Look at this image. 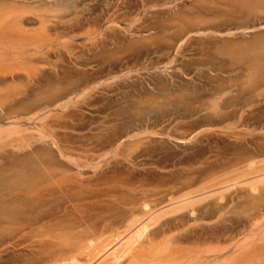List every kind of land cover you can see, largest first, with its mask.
<instances>
[{
  "label": "rangeland",
  "instance_id": "obj_1",
  "mask_svg": "<svg viewBox=\"0 0 264 264\" xmlns=\"http://www.w3.org/2000/svg\"><path fill=\"white\" fill-rule=\"evenodd\" d=\"M9 1H8L9 4H11V7L13 8H15V5L13 4L15 3L19 4L18 2L23 3L24 7L28 5L26 8L30 6L33 7L35 6L38 9L40 8L39 6L41 7L44 6L45 12L41 14L40 12L41 9L38 12V10L35 11L34 8L31 7L32 10H30L31 8L30 9L25 8L26 10L25 11L23 7H22L23 10L20 9L21 8L20 4L19 6L17 5V7H20L18 8L20 9V12H25V14L26 12L29 13L26 15L27 16L29 15L28 17L30 18V20H32L31 21L32 23L29 22L27 26H29L30 28L31 25H33L32 27L33 29H28V30L40 31L39 28H41L42 33H44L43 32L44 30L45 32L48 30V24H52L51 25L52 29L56 28L55 30H57L58 28L57 25L59 24L61 25V26L59 25V29L61 27L63 28L60 29L61 33L59 31V35L62 34L60 35L62 36V38L61 37L59 39L56 38L55 41H53L54 39L52 38L51 35H53L54 33L58 34V32L52 30L51 26H49L50 30L45 33L49 38L48 42L52 41L51 42L52 44L54 42V45L51 44L52 46L49 43L51 47V49L49 48L50 51L53 49L51 52H56L53 53L54 55L51 52H50L51 55L49 53V55L51 56V57L49 56L51 58V59L49 58V60H51L50 64H48L49 62L41 63L35 58V60L38 62L37 63L36 61H34V58H29V57L25 59L29 61L28 62L29 64L31 63V59H32L33 60L32 63L34 65H32V63L30 64L31 66L28 63L26 64L24 62L21 63V61H23L22 58H21L22 60H19L18 58L17 59L11 58L12 60L13 59L14 60L10 61L11 60L10 59L9 62L8 61L9 55L7 54L8 55L7 58L1 56L5 58L4 60L7 61H4L0 57V59L3 60L2 63L0 61V64L10 65L12 64L11 62H13L12 66H15L16 61L19 60L20 67L18 66L19 65L18 63L16 64L18 67L15 66V68L9 65L7 68L5 66H2L3 68H1L0 65L1 68L0 73L6 71L8 72L10 68H12V71L16 70L15 73H17V68L22 67L23 71L26 69L25 75L27 76L28 74H30V71L28 69V66H30V70L31 68H33L34 70L36 69L39 70L40 68V73H39L40 75L43 74V72H41V69L45 67L44 68L46 71L45 73L47 74L42 76V79L52 80V83H54L53 85L55 84L58 85L57 82H59L60 80L59 82L60 84L58 85V87H60L62 90H65L66 93L69 92L70 90L69 92L70 94L67 93L69 95L68 99L69 97L71 98V102L68 104V106H65V109L64 107L60 108L59 106H57V103H61L62 101L56 102L54 106L52 105L50 107L52 112L49 113L50 116L47 117L45 121L50 122L51 124H55L56 127L58 125L59 127H61L60 125L63 124L62 125L63 127L61 128L57 127L59 128L56 130L57 134L59 135L61 142L64 143L65 141L67 145L69 144L68 146L70 147L72 146V148L74 149L73 150L74 155L72 157L77 159L79 164L83 166V164L85 163L87 164L88 162H90L91 164L95 163L93 165L94 167L97 165L98 168L97 167L94 168L90 164L91 166L89 168L85 166L86 165L85 164L83 168L79 169L80 172L82 171V173L79 172L81 176H77V179L80 180L81 177L83 176L82 177L83 181L82 180L81 181L86 187L91 186L93 189H98L97 187L101 186L100 187L101 191H99V189L96 191L97 192L99 191L98 193H102V194H104V192H106L108 188H110L109 190L111 191L113 189L112 192L109 190L107 192L109 193L111 192L110 195L115 194L116 192L117 193L115 194L116 196L113 195L114 197L112 196L111 199L114 198L119 200L122 198L124 199L126 197L125 194H124L125 197L123 196V193L131 192L128 190V188L129 187L132 188L131 185H135L134 182H136V186H137L139 185V183H141L143 178L145 179L147 178L149 179V181L147 179L146 180L149 183L150 182L153 183L149 185L147 184V181L144 183L147 184L149 188L152 189V187L157 185L156 183L158 181L162 180L161 178L162 176L158 175L160 176L158 177L156 173H164V175H166L165 173H167V175L164 177L169 178V180L171 177V179L174 178L173 180L176 181V179L178 180V178L179 180L180 179L182 180L184 177L186 178L185 174H188L190 171L193 174L189 173L187 177L189 175L195 176L194 174L198 175L200 173V170L204 171L211 168L213 169L214 167H217L215 169H217L218 171L220 170L221 166H225V168L228 169L229 167L228 164L233 160L230 163L231 166L229 167L231 171L232 165L237 164L239 158L243 159V163H242L244 164L243 168H246L249 162L252 161L254 162V160L255 162H259L262 159L264 160V82H263L264 79L263 78L259 77L258 78L259 81L254 82V85L260 84L259 85L260 89L258 91L254 92V90L245 88V91L243 92V103H241L240 105L237 104L238 106L230 105L229 106L230 108H228L227 110H226L227 107L224 108L225 109L224 110L223 109L224 106L222 108L219 106L220 107V108L218 107V109H220L219 112L217 108L213 109L214 108L213 104H211L213 107L208 105L210 102L212 103V101H214L213 96L210 95L211 93H213V91L210 92L211 88L214 89L215 86H220L218 84H224L221 86L230 88L231 91L228 90L230 91L228 95L236 94L235 92V89L237 88L236 84H242L243 82V86L247 85L248 77H249L247 67L250 64V59L252 58V56L256 55L255 53L264 52L263 51L264 50V12H252V14L251 13L246 14L243 11V19L240 20L234 19L231 21V15L229 14V10L231 9H226L225 7L218 5L217 3L219 0L218 1L211 0L213 3L211 1L208 2V0H204L206 1V3L203 0L202 1L204 3L200 2L201 0H145L146 2H143L144 0L143 1L126 0L127 2L129 1L128 4L127 3L122 4V0H18V1L9 0ZM1 2L2 4L0 6L8 5L5 3L6 0L4 1L1 0ZM155 3H158L159 8L156 7L157 8L156 9L155 7H153ZM23 4L21 5L23 6ZM133 4H134L133 9L129 10L130 6ZM208 4L210 5L212 4L213 6L216 4L215 8L219 6V8L218 7L217 8L220 9L221 12L217 9L215 11L212 5H211L212 7L211 9L210 7L208 8L207 6ZM52 6L53 7L55 6L54 7L55 9L60 8V10L58 9L59 10L58 12L60 14L57 12V9L55 14L56 16L58 14L61 15V17H59V20L58 18L56 20V16H55V20L51 19L54 17L53 14L51 18H45L44 19L45 22L43 23H47L46 26L47 30H46V27L43 28L45 24L43 25L40 24L42 23V21L40 22L39 17L38 18L36 17L35 12L36 13L38 12V15L50 16L49 15L50 12H55L53 11ZM220 7H222V9ZM206 8L208 9L209 12L212 13H208ZM49 9H52V11L51 10L46 11ZM61 9H64L62 10L63 12L61 11ZM158 9L161 10V13L159 12L156 15L153 14L154 16L151 15L152 11ZM29 10L33 12L32 16ZM127 11L129 12L127 13ZM204 12H206L207 15L208 14L210 15L206 16V13L204 14ZM114 13L117 16L116 17L117 19H115L116 23L112 22L113 19L112 14ZM196 13H198L199 16H201L202 14L203 15L201 16L203 17L202 19H204L205 18L204 16H206L205 18V20L207 21L206 23L208 22L209 23L208 24L205 23L203 25L204 26L211 25L212 28L208 30H205L204 28H199L190 31L187 33V35H185V37H183L180 40H177L176 39L177 33L180 34L181 31L180 30L181 28L178 27L180 24L178 23H180V21L182 22L186 18L190 21L192 17L197 16V15L195 16ZM63 15H64V20L63 19L60 20V18H63ZM148 15L149 18L147 19L149 20H147L145 23H143L142 20L140 21L142 17L143 18L144 16L148 17ZM50 19L52 21H50ZM36 20H38V22H36ZM53 20L59 24H57ZM34 21L36 22V26ZM53 22L56 23L57 25L55 24L54 26ZM72 22H73L72 25L76 23L75 24L76 26L74 25L75 28L72 27L71 29L70 24ZM93 22H98V26H95ZM111 22L113 23V25ZM134 22L136 24H134ZM63 23H65V25L69 23L70 26L67 24L68 27L70 28V29L67 28L68 32L72 33L73 30V35H75V37L72 34H71L72 35L71 38H69L71 35H68L69 37L65 35L67 29L66 27L63 26L64 25ZM37 24L39 25L37 26ZM81 24H83L82 25L84 27L83 29ZM77 25H79L81 28L80 27L77 28L78 27ZM106 26H109V29ZM103 27L106 29H104ZM76 28L77 30L78 29L81 30L77 31ZM95 28H98L100 31L99 30L97 31L100 33L99 36L96 35L94 36V34H91V37L92 36L94 37V38L92 37L93 38L92 39L90 36H88L89 35L88 33H90L91 31H94L96 33ZM64 30H66L65 33ZM74 30H76L77 32L75 33ZM52 31L54 33L52 34L49 33ZM103 31H105L106 34ZM103 33L105 34V36ZM55 34L54 36L56 37ZM63 34L66 37L65 39H63ZM96 34L98 35V33ZM57 37L59 36L57 35ZM60 40L65 41L66 45L69 47H67L65 43L61 42ZM61 43L62 44L64 43L63 45H65L66 47L63 46ZM226 45H231V46L225 48ZM239 48H243V66L241 64H232L231 62L234 61L235 53L236 54L240 53ZM219 49H224L225 51L231 50L230 54L232 55V58L231 59L224 58V59H228V61L230 60L229 63H227L228 61H225V64L221 63V61L217 57V53L219 52ZM61 52L63 53L65 52V53L63 54ZM25 65H27V67H25ZM49 65L51 68L49 67ZM59 65L60 66L63 65V66L59 67ZM53 66L56 68L54 69ZM222 66L223 69L226 70V72H222L219 70L222 68ZM48 68H49V72L47 70ZM61 68L63 71L61 70ZM34 70H32L33 72L31 71V74L36 76L38 73L36 74ZM23 71L20 72L21 74H23V76H25ZM62 73H64L65 75H62ZM56 74L58 75L60 74L61 76L60 75L57 76ZM39 75H37V77ZM55 75L56 77H58L57 79ZM216 75H220L219 78H214V76ZM30 76L27 77V80L26 77H24L23 79L21 78L23 81L17 82L15 80V82H17V85L13 81V84L15 85H13V87H11L10 85L9 86L10 88L8 87V83L10 82L8 83L5 82V84L4 83L1 84L0 88L5 86V89H3L2 92H1L2 88L0 89V96L6 95V97L10 98V99L7 98L5 99L3 96L2 97L3 100H0L1 106L7 103L6 100L8 101L10 100L9 101L10 103L8 102L10 105L8 104L7 106L6 104L5 106L3 105L4 109L9 108L11 106L20 107L21 105L24 104L26 106L28 105L29 102H30L29 105L33 103L32 101L33 94L35 93V91L37 93V91L41 89V87L38 81L36 82V77H30ZM64 79L65 80L67 79V81H65ZM222 79L225 80L226 84L220 82V80ZM54 80L56 82H54ZM6 84L7 87L9 88V90L7 88L8 90L7 92L5 91ZM33 84L34 85L38 84L39 86L37 85L34 87ZM30 85H32L33 87L30 88ZM245 87H249V86H245ZM33 88L35 89V91H33L34 90ZM83 88L84 89L88 88V90H85V92L88 91L87 93L83 92L85 96L82 94L81 91V89ZM14 89L15 92L18 91L16 93L23 91V95H21L22 98L18 94L17 95L19 97L17 98L15 97L16 95L14 96V94H16L15 92L14 94L13 92H10V91H14ZM25 90H28V94H26L27 91ZM78 92L80 93L78 94ZM8 93H11V95L13 96L9 95ZM24 93L26 95H24ZM13 97L16 98L17 101ZM64 99L66 100V98ZM75 99H77L78 101L76 100L75 102ZM22 100L25 101V103ZM15 101L16 103H14ZM21 102H23V104ZM211 107L213 109L212 111H211ZM35 110L38 109H34V111ZM214 111L215 113H213ZM217 114H219L220 116L219 115H218L219 117L216 116ZM240 115H242L243 117H241ZM3 116L4 113L2 112L1 114L0 112V117ZM25 116L29 117L30 115L28 116L27 114ZM25 116L22 115L21 117L27 118ZM4 117L1 118L0 120H4L5 119ZM226 117H228V119L225 120ZM240 117L243 118V120ZM4 121L7 123H4ZM4 121H3L4 126H7L6 124L10 125L11 121L9 122L7 120ZM235 121L237 123H235ZM23 122L25 121L23 120L21 124H23ZM228 123H232V124L230 125ZM40 124L41 123L37 121H35L34 123L25 122L22 126L23 128L27 126L26 128L29 127L33 129V130L30 129V131L33 132V135H36L37 133L35 132L39 128ZM0 125H2V122L0 123ZM229 125L232 127L227 128V126ZM146 130L150 133H148ZM144 131H146V133H144ZM25 132L22 133H24V135H27L29 133L27 131L28 133L25 134ZM235 133H236V137L240 135L241 139L238 140L240 142L241 141L243 142V146H240L238 143H235L236 140L234 139V136L230 135ZM136 134H139V139H141L142 141L141 140L138 141V136L137 137L135 136L136 139H134L135 138L134 135ZM130 136H133L132 140L129 139ZM136 141L138 142V144ZM32 142L34 143V145ZM131 143H135V144H131ZM140 143L143 145H141ZM145 143L147 144L145 145ZM24 144H27L28 146L32 145L34 147L40 148L38 149L39 151H37L36 149L34 150V152L35 151L42 152L43 149H47L48 151L47 150L44 151H47L48 153L50 152L49 157L51 158L52 164L54 165L56 164L55 167H57V165L59 166V164L60 165L62 164L61 166H66V165L68 166L71 164V161L69 159L63 158V156H61L58 147L54 145L52 141L50 142L49 139L48 140L45 139L43 142V141H39L35 137L28 139V142L23 143V145ZM23 145H18L19 147H21L20 149L17 150L19 151L18 155L15 154L16 151H14V149L16 150V148H18L17 146L14 147L13 151L11 147L7 146L6 153H8L9 151L8 149H11V152L9 151L8 156L10 157L11 154L12 156L11 158H9L10 160L4 158L6 161L2 160L4 161L3 163L1 162V157L2 156L7 157V154L4 152L6 151V147L4 151L2 150V148L0 149V152L1 150L4 152V153L1 152L3 153V155L0 153V166L1 165L3 166L2 168L0 167V171H2L3 169L4 171H6L9 168L8 169L9 172L7 170V173L2 171L4 174L6 173L9 176L10 174H12L11 171H13V170L10 171L11 167L12 169L13 167L14 168L16 167L12 165V162H14V165L16 163L19 164L18 162H16L18 156H19L18 161L19 160L21 161V158L25 160V157L29 155L30 156L28 158H31L33 156V155L31 156V154H28L31 153L32 150H30V147H28L27 145L26 146L24 145L27 149H25L24 147V149L22 150ZM115 150L118 152H116ZM34 152L32 154H34ZM26 153L27 156L25 155ZM38 154L39 153H37L34 156H37ZM13 158L14 161H12ZM104 158L106 159L104 160ZM230 159L232 160L229 161ZM82 160L85 161L82 162ZM101 161L103 162L101 163ZM4 164L8 166L10 164L11 166L9 167L7 166L6 169V165L4 167ZM242 164H240V166ZM226 165L228 167H226ZM71 166L69 167L76 170V167L73 166V164H71ZM234 168L235 165L233 166V169ZM148 169H151L152 172H154V174H151V170H150V174L144 175L146 173H149L146 171ZM197 169L199 172L197 171ZM227 169L225 171H227ZM75 170L72 171L76 172ZM217 170H214V172L215 171L217 172ZM186 171H188V173ZM6 174L4 175L5 177ZM171 174L173 175L171 176ZM181 176L182 178H180ZM164 177L163 180L169 181ZM2 178L4 177L2 176ZM2 178L0 177L1 180H3ZM157 178L159 180H156ZM152 179H154L155 181H152ZM88 180L91 182H89ZM93 180L94 182L96 181L95 184L98 185H99L98 183L99 180H101L102 182L105 180L104 183L105 182L107 183L104 184L100 181V184L102 185L104 184L105 186L107 184L106 186L107 189H105L106 188L105 186L103 188L102 185L99 186L95 185L94 188V186H92L93 184L91 185V183H94ZM138 180L139 182L137 183ZM108 182H110L109 185H111V187L108 185ZM121 183L126 184L123 185L122 187L125 190H123L121 187L120 188L118 187L119 189L115 188L117 184L118 186L122 185ZM87 188H83L82 190H85L83 192H80L81 188L79 189V191H77L78 189H76L78 194L79 192L80 194L82 193V195H86V196H89L91 194L89 198L88 197H86L87 199L84 198L86 200L82 199L83 202H81V204H83L82 209L84 207L83 209L84 211L85 210L87 211V208L90 205H94L96 209V207H98L97 206L98 204L99 205L106 204L108 200H111L110 197L108 198L104 196L106 197L104 198L102 194H101L102 196L99 194L102 198L99 201L98 197L100 196L97 195V192L94 191L92 188L91 191L89 190L90 188L88 189ZM114 188L117 189L118 191L116 190L114 192ZM120 190L123 191V193ZM126 190L128 191L126 192ZM245 190H246L245 187L240 186L237 189H232V191H230L227 194L236 196L238 192L242 191L244 196V193H246ZM84 192H88V194L89 192H92L93 194L90 193L89 195H87V193L85 194ZM94 193H96L95 195L98 196L97 198H91L94 195ZM51 194L52 192L48 194L50 196H46V199L49 197L46 201H45V197L42 199V202L44 204L47 203L45 205H42L43 204L42 202H40L41 203L40 205V203H38L39 202L38 199H36L38 201L37 202L38 205L41 207L48 206V202H49L48 200L52 198ZM56 194H61V193H58V191L57 192L53 191L52 195L55 196V197L53 196V198H55L57 202L58 200L62 201L61 198L57 199L60 196ZM82 195H80L81 198L83 197ZM53 198L50 199L51 204H52V200L54 201ZM94 199L96 200L98 199L97 201L95 200L98 203L96 206L94 204L95 203ZM88 200L90 202L94 201L93 204H90ZM64 201L65 202L67 201L66 198L62 202L63 206L65 205L68 206L67 203L69 202L67 201V203L64 205ZM59 203L60 204H57L56 210L54 207V205L56 206L55 201L53 204L54 208H52L51 204H49L50 206L49 208L48 207L46 208L44 207V208L47 211L48 209L50 211V209L52 208L57 212L59 209L58 207L60 206L62 207V203L61 202ZM114 203L116 204V202ZM246 206H247L246 204L245 205L243 204V208L242 206L238 208L234 206L235 208H231V210L233 209L232 210L233 212L231 211L228 214H226L225 217L226 220L230 219L229 216H231L232 218L235 217L234 219H237L236 217H241L239 215H242L246 219L249 214L254 213L253 210L248 212L247 210L250 207H248L249 205L247 207ZM94 207L91 206L89 207L90 209L88 210H92L91 208L94 209ZM109 207H107V204H106V208L103 207V209H101L102 207L100 208L99 206L98 207L99 211L96 209V212L91 211L90 213L91 215L96 214L95 216H97V213L103 212L101 214L104 215V211L111 212V210L114 209L112 206ZM231 207H233L232 204ZM63 208H61V210L59 209V211H62ZM54 210H52V212H55ZM88 212L86 213L90 214ZM105 214L107 215L108 213L105 212ZM208 218L210 219V221L208 220ZM208 218L207 220L209 221V223L206 222L204 223L206 224L214 223V225L217 226V223L219 225L221 222L220 219L217 218V216L208 217ZM222 222L220 226H222ZM225 222L227 221H224L223 224ZM246 227L249 228V225L247 226V223L242 230L245 231L244 229H246ZM245 234L246 233L243 232V235H240L239 237L243 236V239H246L247 241ZM251 241L252 240L248 241V243L252 244L251 247H253L256 243H258L255 242L253 244V241L252 242ZM221 244H222L221 246H225L228 245L229 243L222 242ZM251 247H249L247 250H249ZM23 249H24V252L22 253L23 255L20 253L21 252L20 250H19L20 252L18 251L19 258L22 257L23 260L25 259L27 260L29 252H30L29 254L30 256L33 254L35 257L34 253L37 252L36 248H34L36 249V251L34 250L35 252H33V250L31 251V249H27L26 251L25 248ZM244 250L245 253H247V250L246 249ZM31 252L33 253L31 254ZM245 253L243 251V262L236 264H249V263L264 264V258H262L264 257L263 253H262L263 254L262 257H260L258 253L256 255H258L259 257H257L256 255L246 256ZM17 254L13 253L15 257L14 256L11 257L9 256V257L10 258L13 257L12 259L17 258L16 257ZM9 257H6L7 259H2L4 261L0 260L1 261L0 264H12V262L10 261L11 259ZM255 257L258 259H256ZM28 260L30 261L31 259ZM258 260L260 262H256ZM230 263H228V261L226 262V264H230ZM233 264L235 263L233 262Z\"/></svg>",
  "mask_w": 264,
  "mask_h": 264
},
{
  "label": "bare ground",
  "instance_id": "obj_2",
  "mask_svg": "<svg viewBox=\"0 0 264 264\" xmlns=\"http://www.w3.org/2000/svg\"><path fill=\"white\" fill-rule=\"evenodd\" d=\"M2 1H4V0H2ZM8 1L6 0L5 3L10 5V6H8V5L0 6L1 7L0 8V57L3 56V57L7 58L9 55L8 61L11 58H14V59L18 58L19 60L23 59V61H21V63L24 62L25 64L29 62L26 60L27 57H29V58H34V61L38 60L41 63L42 62L43 63L49 62L48 64H50V61H51V60H49V58L51 57L50 55H51V53L53 54L56 52H51L53 49L50 51V49H51L50 45L52 44L51 43L52 41L48 42L49 38H48L47 34H45V33L50 30L49 26H51L52 24H48V30H47V27H46L47 23H43V22H45V20H44L45 18H51L53 16V14H54V17L51 19L55 20L56 9L58 12L60 10V8L55 9L54 8L55 6L54 7L52 6L53 11H55V12H50V14H49L50 16L38 15V12L40 11V9H41V11H40L41 14H43L45 12L44 6H42V7L39 6L40 8L37 9L35 6L33 7V6L29 5L30 7L26 8L28 5L27 6L25 5L26 7H24L23 3L18 2L21 6V8H20V7H17V5L19 6V4L15 3L18 1L17 0L15 2H13V3H15V4H13V5H15V8H13V7H11V4H9L10 1L9 2ZM125 1L122 0V4H126V3L128 4L129 1L128 2L127 1L125 2ZM203 1L201 0L200 2L206 3V1H204V2ZM210 1L211 0H208V2H210ZM143 2H146V1L144 0ZM214 3H215V1H214ZM1 4H2V2L0 0V5ZM21 4H23V6ZM217 4L222 6V7H225L226 9H231V10H229V14L231 15V21L234 19L235 20L243 19V11L246 14H250V13L252 14V12H264V0H219ZM143 5H145V4H143ZM211 5L208 4L207 5L208 8L210 7V9H211L213 7L215 9V11H216V9L220 11V9H218L219 6H217L218 8L217 7L215 8L216 4L214 6L212 5V7H211ZM46 6H49V5H46ZM133 6H134V4L130 6L129 10L133 9ZM158 6H159L158 3H155L153 7L159 8ZM22 7L24 10H25V8L30 9L31 7H33L35 11L38 10L37 13L35 12V15L37 18L39 17L40 22L42 21V23H40V24H42V25L45 24L43 28L46 27L47 31L45 32V30H44L43 31L44 33H42L41 28H39L41 32L38 30H28V29H33L32 28L33 25L30 24L31 25L30 28H29V26H27L29 24V22H31L32 20H30V18L28 17L29 15L28 16L26 15V14H29L28 12H26V14H25V12H20V9L23 10ZM202 7H204V6H202ZM222 7H220V8L222 9ZM18 8H20V9H18ZM42 8H43V10H42ZM46 9H48V8H46ZM52 9H49L46 11H50V10L52 11ZM30 10H32V8ZM62 10H64V9H61V11ZM207 11H208V9H207ZM215 11H214V13H215ZM219 11H218V13H219ZM128 12L129 11H127V13ZM159 12L161 13L160 9L154 10L151 12V15H153V14L156 15ZM162 12H164V11H162ZM206 12H204V14ZM208 13H212V12L208 11ZM59 14L56 16V20H57V18L59 20V17H61V15H59ZM32 15H33V12H31V16ZM112 15H113L112 22L116 23L115 19H117L116 18L117 16L115 15V13ZM117 15H118V13H117ZM209 15L210 14L207 15V13H206V16H209ZM195 16L196 17H192L190 19V21L187 18L186 19L183 18L184 20L182 22L181 21H180V23L177 22L178 24H180L178 27L181 28L180 34L177 33V36H176L177 40H180L183 37H185V35H187V33L190 31H193V30H196L199 28H204L205 30L212 28L211 25H207V26L203 25L207 22L205 20L206 16H204L205 17L204 19H202L203 17H201V16H203L202 14H201V16H199L198 13H196ZM147 18H149V15H148V17L147 16H144V18L142 17L140 19V21L142 20V22L145 23L147 20H149ZM51 19H50V21H52ZM61 19L64 20V15H63V18H60V20ZM107 19H110V18H107ZM36 22H38V20H36ZM36 22H35V26H36ZM54 22H56V21H54ZM54 22H53V25L55 26V24L57 22L56 23H54ZM93 23L95 24V26H98V22H93ZM208 23H206V24H208ZM57 24H59V23H57ZM63 24L62 25L64 27H66V29L69 28L68 27L69 23H67L68 25L67 24L65 25V23H63ZM72 24H73V22L70 24L71 29H72V27H74V25L76 23H74V25H72ZM107 24H108V22H107ZM134 24H136V23L134 22ZM38 25L39 24H37V26ZM59 25H57L58 26L57 30L59 29ZM82 25L83 24H81V26ZM112 25H113V23H112ZM77 26H78L77 28L80 27L79 25H77ZM106 27L109 29V26H106ZM77 28H76V30H77ZM83 28L84 27L82 26V29ZM98 28H95L96 29L95 31H96V33H98V35L94 31H91L90 33H88L89 34L88 36L91 37V34H94V36L95 35L99 36L100 32L97 31V30H99ZM51 29H52V26H51ZM55 29L56 28H53L52 30H55ZM60 29L58 31L55 30L56 32H58V34H55L53 31L49 32L51 34L54 33L56 35V37L54 36V34L51 35L52 38L54 39L53 41H55L56 38H58V39L60 37L62 38V36H60L62 34L59 35ZM104 29H106V28H104ZM76 30H74L75 33L78 30L80 31L81 29H78L77 31ZM69 31H71V30H69ZM65 32H66V30H64V33ZM67 32H68V29H67ZM67 32L65 35H67V36L71 35V34L73 35V30H72V33H69V32L67 33ZM103 32L105 33V31H103ZM60 33H61V31H60ZM105 34H104V36H105ZM199 34H200V32H199ZM57 35L59 37H57ZM72 35L70 37L69 36L68 37L71 38ZM73 36L75 37V35H73ZM65 38L66 37L63 34V39H65ZM60 41L65 43V41H63V40H60ZM71 41H69V42H71ZM184 41H185V39H184ZM49 43H50V45H49ZM52 45H54V42ZM65 45H66V43H65ZM65 45H63V46H65ZM230 46L231 45H226L225 48L230 47ZM65 47H63V48H65ZM67 47H69V46H67ZM239 49H240V53L239 54L235 53V55L233 54L234 55V61H231V62H232V64H241L243 66V48H239ZM230 52H231V50L225 51L224 49H219V52L218 53L216 52L217 57L219 58V60L221 61L222 64H225V61H228V59H224V58H230V59L232 58V55L230 54ZM49 53H50V55H49ZM61 53H63V52H61ZM255 54L256 55L252 56V58L250 59V64L247 67V71L249 74L247 85L243 86V82H242V84H236L237 85L236 86L237 88L235 89L236 94L228 95V93L231 91L230 88L225 87V86H221L224 84H218L221 87L215 86L214 89L211 88L210 92L213 91V93H211L210 95L213 96L214 101H212V103L210 102L208 105L212 106L211 104H213L214 105L213 109L217 108V110H219V112H220V109H218L219 106L221 108L224 106L223 109L227 107L226 108V110H227L228 108H230L229 107L230 105L231 106L232 105L238 106L237 104L240 105L241 103H243V92L245 91V88H249L251 90H254V92L258 91L260 89V86H259L260 84L254 85V82L259 81V79H258L259 77L264 79V52H257ZM3 57H1V59L4 60L5 58H3ZM35 58H36V60H35ZM1 59H0V61L2 63L3 60H1ZM13 60L11 59L10 61H13ZM19 60H17L18 62L16 61V64L18 63L19 64L18 66L20 67ZM4 61H7V60H4ZM229 61L227 63H229ZM32 62H33V60L31 59V63ZM11 63L12 64H10V65L9 64H7V65H4V64L1 65L0 64V65H1V68H3L2 66H5L7 68L8 65L9 66L13 65V62H11ZM16 64H15V66L18 67ZM32 65H34V64L32 63ZM35 65H37V64H35ZM15 66H12V67L15 68ZM23 66H24V64H23ZM30 66H28L30 74L27 73L28 74L27 76L25 75L26 69L23 71L22 67L17 68V73H15L16 70L12 71V68H10V70L8 72L5 70L6 72L0 73V86L2 83L5 84V82H7V83L10 82V83H8V87L10 85H11V87H13V85H15V84L17 85L18 81H23L22 79L24 77H26V80H27V77L32 75L31 71L34 70L33 68H31V70H30ZM62 66L59 65V67H62ZM25 67H27V65H25ZM49 67H50V65H49ZM44 68L45 67H43V69H41V72H43V74H40V75H39L40 68H39V70L38 69L34 70L36 74L38 73L37 74V75H39L38 77L35 73L34 74L36 76H34V75L30 76V77H36V82L38 81V83L41 87V89H39L37 91V93H36L35 89L33 88L34 89L33 91H35V93L33 94V97H32V101H33V103L31 102L32 104L29 105V103H30L29 102L28 105H26V106H25V104L21 105L23 107L11 106V107L5 108V109L3 107L5 106V104H6V106H7V104L10 105L9 104L10 100L9 101L6 100L7 103L3 104L4 106L3 105L1 106V104H0V108H3V109H0V112H1V114H2V112L4 113V116H5V117L3 116L5 118L4 120H7L8 122L11 121L10 125L6 124L7 126H4V124H3L4 120H0L2 122V125H0V149L2 148V150L4 151L5 147H6V151H4L6 153L7 152V146L11 147L12 151H13L14 147L17 146L18 148H16V150L14 149V151H16L15 154L18 155L19 151H17V150L21 148L18 145H23V143L28 142V139L36 137L39 141H43V142L45 139L46 140L49 139L50 142L52 141V143L58 147L61 156H63V158H67L71 161V164H73V166L76 167V170L71 168L72 167L71 164L68 166L67 165L61 166L62 164L61 165L59 164V166L57 165V167H55L56 164L55 165L52 164L51 158L49 157L50 152L48 153L47 149H43V151L40 150L42 152H37V151H39L38 149H40V148L34 147L32 145L28 146L27 144H24V145L25 146L27 145L28 147H30V150H32L31 153H28V154H31V156L33 155L31 158H28L30 155L27 156V153H26L25 155L27 157H25V160L23 158H21V161L19 160L20 161L19 162L18 161L19 156H18V159L16 157L17 160L16 159L15 160L19 164L16 163L14 165V162H12V165L16 166L17 168L15 167L16 168L15 169L13 167V169H12V167H11L10 171L11 170H13V171H11L12 174H10L11 172L8 173V174H10L9 176L6 174L7 170L9 169V168L7 169L8 165L4 164V167L6 165L7 170L5 169L6 171H4V169H3L2 171L6 172L5 173L6 177L4 176L5 174L2 171H0V177L1 178H2V176L4 177V178H2L3 180L0 179L1 180L0 181L1 182L0 183V260L7 259L6 257H9V256L15 257V255H13V253L17 254L19 250L21 251V252L20 251L19 252L22 254L24 252L23 248H25V251L27 249H31V251L33 250V252H35L37 249V252L34 253L35 257L32 254L33 252H31V254L33 256L32 255L30 256L29 255L30 252H29L27 260L28 259H31V260L30 261L28 260V262H27L26 259L25 260L22 259L21 255H20L21 258H19V253H18L17 254L18 256L16 255L17 258L12 259L13 257L12 258L9 257L11 259L10 261L12 262V264H226L227 261H228V263H230L232 261L230 264H233V262L236 264V263L243 262V251L245 253L244 249L247 250L252 245L251 243H248V241H250V240L253 241V244L255 242H258V243H256L253 247H251L249 250H247V253H245L246 256H248V255L254 256L258 253V255L260 257H262V255L264 254V160L263 159L259 162H255V160H254V162L253 161L249 162V164L246 166V168H243V165H244V164H242L243 159L239 158V160L237 161V164H234L235 165L234 169H233L234 165H232L231 171H230L229 167L231 166L230 163L233 160L230 159L229 161H231V160L232 161L228 164L229 167L226 165V167H228V169L225 168V166H221L219 171L217 169H215L217 167H214L213 169L211 168L208 170H204V169H206V168H204L203 169L204 171L200 170V173L198 175L194 174L195 176L192 175L193 177L190 175L187 177V175L189 173L193 174L189 170L190 171L189 173H188V171H186L188 173V174H185L186 178L184 177L182 180L180 179L181 181L179 180L178 176H177V178L179 181L177 179H176V181H174L173 180L174 178L171 179V177H170V180H169V178L164 177L167 175V173H165L166 175H164V173H156L157 176L158 175L162 176L161 177L162 180L158 181L156 183L157 185L152 187V189L149 188L148 185L153 184V183L152 182L149 183L148 182L149 179L146 178L148 180L147 181L145 178H143V180L141 181V183H139V185L136 186V182H134L135 185H131L132 188H130V187L128 188V190L131 192H127L128 190H126L127 193H123V191L120 190L123 193V196L125 197V195H126V197L124 199L122 198L119 200L114 199V198L111 199L113 195L117 194L115 192L117 189H115V188H118V187L122 188L123 185H126V184L121 183L122 185H119V186L117 184L116 187L114 188L115 194L110 195V193L113 191V189H112V191L109 190L110 188L107 189V187H106L107 184H106V186L104 185L107 182L104 183L105 180L103 182L101 180H99L98 181L99 185H102V184H100V181H101L102 183H104L102 185V187L104 188V186H105L106 187L105 189H107L106 192H104V194L98 193L99 191H101L100 190L101 186L100 187L96 186L99 189L98 192L96 191L98 189H93L91 186L90 187L94 191L97 192L98 196H100L102 194L103 197L104 196H106L108 198L110 197L111 200H108V202H106V201L105 202L107 204V207L112 206L114 209H112V207H111V209H112L111 212L104 211V215L101 214L103 212L97 213V216H95L96 214L91 215L90 212L91 211L96 212V209L98 210L99 206H100V208L102 207L101 209H103V207L106 208V204L99 205L96 202L98 199H99V201L102 199L101 198L102 195L100 197H98L97 195H95L96 193H94V195L91 198H97L98 197L97 200L94 199V201L96 200L94 204H95V206L98 204L97 205L98 207H96V209H95L94 205H90L89 207L92 206V207H94V209L91 208L92 210H88V209H90L88 207L87 211L86 210L84 211L83 210L84 207L82 209L83 204H81V202H83V200H86L87 199L86 197L89 198L91 196L90 193H92V192H89L90 195L88 194V192H84L85 194L87 193V195H89V196L82 195V193L80 194V192L85 191L82 189L87 188L88 186L86 187L82 183V181H83L82 177L83 176L81 177L80 180L77 179V176H81L80 173H82V171L80 172L79 169L83 168L86 163L83 164V166L81 164H79L77 159L72 157L74 155V152H73L74 149L72 148V146L71 147L68 146L69 144L67 145L65 141H64V143L61 142L59 135L57 134L56 130L63 127L62 126L63 124L60 125L61 127H59V125H58L57 127H59V128H57L55 124H51L50 122L45 121L47 119V117L50 116L49 113L52 112L50 107L52 105L54 106V104L56 102L62 101L61 103H57V106H59L60 108L64 107V109H65V106H68V104L71 102V98L69 97V99H68L69 95L67 93H69L70 90H69V92L66 93L65 90H62L60 87H58V85L60 84L59 83L60 80H59V82H57L58 85L55 84L56 85L55 86V85H53L54 83H52V80L42 79V76L47 74V73H45L46 71ZM55 68L56 67H54V69ZM18 69H19V71H18ZM28 69H27V71H28ZM58 69H60V68H58ZM47 70L49 72V68ZM61 70H62V68H61ZM219 70L222 72H226V70L223 69V66ZM20 71H23L25 76H23V74H21ZM56 75L59 76L60 74L59 75L56 74ZM56 75H55V77H56ZM62 75H65V74L62 73ZM48 76H49V74H48ZM219 76L220 75H216V76H214V78H219ZM57 78L58 77H56V79ZM8 80H11L12 84H11V81H8ZM15 80L17 82H15ZM32 80H34V79H32ZM13 81L15 84H13ZM65 81H67V79ZM24 82H25V79H24ZM30 82H33V81H30ZM54 82H56V81L54 80ZM220 82L225 83V80L222 79V80H220ZM34 84H33L34 87L38 85V84H36V85H34ZM65 84H66V82H65ZM33 86L30 85V88ZM91 86H93V85H91ZM245 86H249V87H245ZM8 87L6 84V90H5L6 92L10 88V87L9 88ZM63 87H65V86H63ZM1 88H2V90H1V92H2L3 89H5V86L1 87ZM7 88H8V90H7ZM83 89H81V91H82V94L85 96V94L83 92H85V90H88V88H85L84 90ZM228 90H230V91H228ZM25 91H27L26 94H28V90H25ZM10 92H13V94H14L15 89H14V91H10ZM16 92H18V91H16ZM87 92H85V93H87ZM79 93L80 92H78V94ZM8 94L11 95V93H8ZM17 94L21 97V95H23V91L14 94V96L16 95L15 97L18 98L19 96ZM26 94L24 93V95H26ZM3 96H0V100H3L2 99ZM11 96H13V95H11ZM4 98L10 99L9 97H6V95L4 96ZM64 98H66V100L67 99L68 100L66 101ZM213 98H212V100H213ZM14 99L16 100V98H14ZM77 99H75V102ZM171 99H172V97H171ZM23 100H25V99H23ZM63 100H65V101H63ZM16 101L14 103H16ZM23 102L25 103V101H23ZM23 102H21V103L23 104ZM212 107H211V111L213 110ZM34 109H38V110L34 111ZM66 110H67V107H66ZM213 113H215V111ZM27 114H28V116L29 115L30 116L29 117L25 116ZM219 114H217L216 116H218ZM221 114H223V113H221ZM22 115H24L27 118H24V117L22 118L21 117ZM240 116L243 117L242 115H240ZM3 117H0V119ZM226 119H228V117H226L225 120ZM241 119L243 120V118H241ZM21 120L22 121L24 120L25 122H29V123H31V122L34 123L35 121L41 123L39 128L36 130V132L34 131L37 134L33 135V132L30 131L31 128H29V127L26 128L27 127V126H25L26 124L24 125L25 128H23L22 125L25 122H23V124H21L22 123ZM239 121H241V120H239ZM4 123H7V122L4 121ZM235 123H237V122L235 121ZM228 124L231 125L232 123H228ZM241 124H242V122H241ZM230 125L227 126V128L232 127ZM31 130H33V129H31ZM146 131H144V133H146ZM22 132H25V134H27V133L28 134L24 135V133H22ZM148 133H150V132H148ZM139 134L134 135V137L138 136V141L141 140V139H139ZM147 134H145V135H147ZM230 135L234 136V139L236 140L235 143H238L240 146H243V142L242 141L240 142L238 140V139H241L240 135L238 137H236V133L230 134ZM136 137L134 139H136ZM132 138H133V136H130L129 139L132 140ZM242 140H243V137H242ZM110 141H111V139H110ZM99 144H101V143H99ZM122 144H124V143H122ZM122 144H120V145H122ZM131 144H135V143H131ZM137 144H138V142H137ZM146 144L147 143H145V145ZM24 145H23L22 150L25 147ZM33 145H34V143H33ZM141 145H143V144H141ZM11 149H8V150L11 152ZM25 149H27V148L25 147ZM36 149H37V151L34 152V150H36ZM2 150H1V152H3ZM44 150H47V151H44ZM9 151H8V153H6L7 157L6 156L1 157L2 163L4 161H6L4 158L10 160L9 158H11L12 154L9 157L8 156ZM33 152H34V154H32ZM116 152H118V151H116ZM3 153H1V154L3 155ZM37 153H39V154L37 156H34ZM13 156H15V155H13ZM99 156H101V155H99ZM33 157H35V158H33ZM14 158L12 161H14ZM105 159L106 158H104V160ZM236 159H235V161H236ZM2 160H4V161H2ZM22 160H23V162H22ZM85 160H82V162ZM82 162H80V163H82ZM97 162H100V161H97ZM97 162H96V164H97ZM102 162L103 161H101V163ZM87 164L85 166L90 168V166L91 165L93 166L95 163L91 164L90 162H88ZM226 164H227V161H226ZM240 164H242V165L240 166ZM224 165H225V163H224ZM236 165H237V168H236ZM9 166H11V165L9 164ZM69 166H71V167H69ZM0 167L2 168L3 166L1 165ZM96 167H97V165L94 168H96ZM223 168H225V169H223ZM226 169H227V171H225ZM72 170H75L76 172H74ZM148 170H146V171L149 173H146L144 175L150 174L151 169H148ZM154 170H157V169H154ZM161 170H164V169H161ZM214 170H217V172L216 171L214 172ZM197 171H198V169H197ZM211 171H213V172H211ZM8 172H9V170H8ZM151 174H154V172H152V170H151ZM172 175L173 174H171V176ZM160 176H158V177H160ZM163 177L168 179L169 181L163 180ZM180 178H182V176ZM154 179H152V181H155ZM156 180H159V179L157 178ZM146 181H147L148 185L144 184ZM89 182H91V181H89ZM93 182H94V180H93ZM95 182L91 183V185L93 184L92 186H94V188H95V185H98V184H95ZM138 182H139V180L137 181V183ZM109 183L110 182H108V185H109ZM109 186L111 187V185H109ZM128 186H130V185H128ZM240 186L246 188V190H245L246 193H244V196H243L242 191L238 192L236 196L227 194L230 191H232V189H237ZM90 187H88V188H90ZM91 188L89 189L90 191H91ZM76 189H78L77 191H79V189H80L79 194L76 191ZM108 190L111 192L110 193L107 192ZM123 190H125V189H123ZM53 191H56V192L58 191V193H61V194H56L60 197H58V196H56V197H58L57 199L61 198L62 201L58 200V202H57V200L55 198H53V196L55 195V194L52 195ZM51 192H52L51 196L54 199L55 204H56V206L54 205L55 210L57 209L56 208L57 204H60L59 202L62 203L65 198L70 204L67 203V201L66 202L64 201V205L67 203L68 206H66V205L63 206V203H62V207L61 206L60 207L61 208L65 207V208H63L62 211H59V209L61 210V208L58 207L59 212L58 211L56 212L54 209H52V208H54L53 207L54 201L52 200V204L50 202V199H52V198H50L48 200L50 203L47 201L48 206H42L43 208L41 206H39L38 203L42 202V199L44 197H45V201H46L49 198L48 197L46 199V196H50L48 194ZM71 192H72V194H71ZM61 195H62V197H61ZM80 195H82L83 197L81 198ZM123 196H121V197H123ZM231 196H233V197H231ZM106 197H104V198H106ZM84 198H86V199H84ZM36 199H38L39 202ZM91 200H93V199H91ZM88 201H86V202H88ZM94 201H92V202L89 201V203L93 204ZM114 202H116L117 205ZM102 203H104V202H102ZM45 204H47V203H45ZM45 204L43 203L42 205H45ZM49 204L52 205V208L50 209V211L48 209L50 207ZM231 204L233 207H231ZM243 204L244 205L246 204L247 206L249 205L248 207H250V208L247 211L249 212V211L253 210L254 213H252V212H251L252 214L248 213L249 215L247 216L246 219L242 215H239L241 217H236L237 219H234L235 217L232 218L231 216H229L230 219L226 220V218H225L226 214H228L229 212H231L233 210V209L231 210V208H235V207L238 208L241 206L243 208ZM40 205H41V203H40ZM87 205H88V203H87ZM102 205H104V206H102ZM44 207L45 208L48 207L47 208L48 211L45 210ZM52 210H54L55 212H52ZM109 211H110V209H109ZM241 211H243V210H241ZM86 212H88L90 214H87ZM105 212L108 214L106 215ZM216 216L218 219H220L221 222L227 221V222H225L226 224L225 223L223 224V222H222V226H220L221 222L219 225L217 223V226L214 225V223L213 224H206V223H209V221H210V219L208 217H216ZM207 218L209 221L207 220ZM211 219H214V218H211ZM221 219H223V220H221ZM204 222H206V223H204ZM218 222H219V220H218ZM243 223H244V225H243ZM246 223H247V226L249 225V228L246 227V229H244L245 231H243L242 229L244 226H246ZM243 232L246 233L245 236L247 238V241H246V239H243V236L239 237L240 235H243ZM222 242H228L229 244L225 245V246H221ZM20 247H22V248H20ZM16 248H18V249H16ZM34 248H36V249H34ZM26 255H25V257H26ZM258 255H256V256L259 257ZM246 256H244V257H246ZM262 258H264V257H262ZM256 259H258V258H256ZM2 261H4V260H2ZM256 262H260V261L258 260ZM7 263H9V262H7Z\"/></svg>",
  "mask_w": 264,
  "mask_h": 264
}]
</instances>
